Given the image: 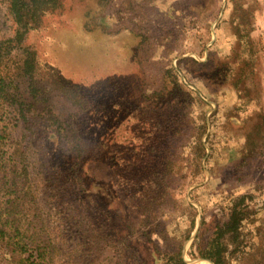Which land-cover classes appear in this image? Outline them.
<instances>
[{
    "label": "rangeland",
    "instance_id": "374dc122",
    "mask_svg": "<svg viewBox=\"0 0 264 264\" xmlns=\"http://www.w3.org/2000/svg\"><path fill=\"white\" fill-rule=\"evenodd\" d=\"M50 1L0 0V264H213L233 205L264 264V0Z\"/></svg>",
    "mask_w": 264,
    "mask_h": 264
},
{
    "label": "trees",
    "instance_id": "16d2710c",
    "mask_svg": "<svg viewBox=\"0 0 264 264\" xmlns=\"http://www.w3.org/2000/svg\"><path fill=\"white\" fill-rule=\"evenodd\" d=\"M51 6L52 4L50 0H9V11L12 15V19L17 26L22 28V32L15 30L13 38L9 41H12L19 46L23 32L30 27L32 28L36 24H40L42 22L44 11L51 8ZM31 60V58H29V60L24 58L22 61L25 75L30 74V68L33 69ZM0 94L2 93L0 92ZM239 214L240 210L233 205L228 217L214 226L212 236L209 240L205 242V244H202L201 242L198 243L196 246L198 256L211 260L213 264H223L225 245L222 242V238L226 234H236L241 218V214ZM180 264L184 263L180 262Z\"/></svg>",
    "mask_w": 264,
    "mask_h": 264
}]
</instances>
